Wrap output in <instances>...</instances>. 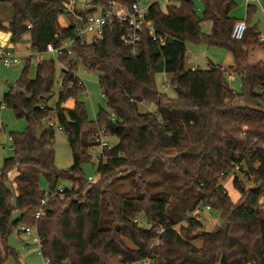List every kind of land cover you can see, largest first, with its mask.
I'll return each instance as SVG.
<instances>
[{
	"label": "trees",
	"instance_id": "obj_1",
	"mask_svg": "<svg viewBox=\"0 0 264 264\" xmlns=\"http://www.w3.org/2000/svg\"><path fill=\"white\" fill-rule=\"evenodd\" d=\"M111 2L130 9L133 0H89V5L106 9ZM200 4V16L192 0L151 4L147 21L166 39L160 45L143 29L135 56L121 41L127 24L107 22L99 38L75 45L71 55L58 58L65 70L60 71L56 96L55 61L37 63L35 77L29 79L30 60L25 59L15 84L18 93L11 88L3 95V104L16 118H25L27 127L10 134L12 156L0 166V264L9 258L20 264L7 245L18 227L36 229L40 255L49 264H135L144 259L150 264H264V216L258 209L264 196V62H251L249 57L264 45L249 24L250 5L247 30L235 40L231 31L239 19L231 16L234 1ZM1 5L11 14L8 28L0 19L11 44L26 35L31 51L41 53L48 44L58 46L74 36L75 18L65 12L68 0H0ZM92 12L75 10L80 16ZM60 18L66 20V28L60 26ZM205 21L211 24L208 34L201 31ZM187 44L229 51L231 74L214 65L187 69ZM79 66L99 75L107 110L99 108L94 121L77 101L85 92L72 74ZM158 73L166 76L174 97L157 87ZM226 75L240 78L239 93L230 89ZM52 99L53 109L47 105ZM68 100H74L72 109L62 107ZM147 105L155 110L148 111ZM51 116L71 150L72 164L65 171L54 165V128L42 125ZM94 126L104 128L117 143L104 151V160L96 166L98 180L89 182L81 166L90 162L87 150ZM167 151L174 155L167 156ZM235 165L253 184L247 189L232 173L233 187L241 195L238 203L220 183ZM41 178L50 192L61 181L71 187L50 198L44 214L35 219L45 193ZM70 199L74 201L64 211ZM204 208L219 214L221 224L212 232L202 230L199 213ZM13 212L19 214L16 220ZM140 215L147 227L138 224ZM182 223L186 226L175 230Z\"/></svg>",
	"mask_w": 264,
	"mask_h": 264
},
{
	"label": "rangeland",
	"instance_id": "obj_2",
	"mask_svg": "<svg viewBox=\"0 0 264 264\" xmlns=\"http://www.w3.org/2000/svg\"><path fill=\"white\" fill-rule=\"evenodd\" d=\"M179 0H172L170 5H177ZM196 14L200 16L201 14V4L199 0H192ZM235 6L231 12V16L245 21L247 19L246 8L248 5L253 7V11L249 15V24L250 26H255L257 31L260 34V38L262 44L264 45V1L263 0H233ZM141 4L147 5L149 4V0H140ZM89 0H77V7L85 8L88 6ZM160 4L162 6H166L167 4L164 1H161ZM11 17L9 8L6 5L0 6V19L4 20L5 23L8 24L6 20H9ZM60 24L63 26H67V22L64 20H60ZM4 26V25H3ZM28 26V24L26 25ZM8 28V26H4ZM211 29L210 22H203L201 24V31L204 34H208ZM0 34H4L5 36H9V32L4 29H0ZM28 37L25 35L18 43L11 44L10 36L7 38L6 42L0 40V46L12 49L17 52L20 56L21 61L18 65L12 66L11 68L0 67V117L2 124L0 125V166L5 158H9L12 156L11 149V133H21L25 131L27 127V122L25 118H16L12 109L6 107L3 104V95L8 92L11 88L16 90L15 84L18 80L22 69L25 66V59L30 54V49L27 46ZM186 68L190 69L191 66H197L200 70L207 69L210 65L220 66L223 70L227 71V74H231L229 72V68L232 66V56L229 51L224 48L206 46L204 44H187L186 46ZM250 61L251 62H264V48H256L250 52ZM43 59H51L50 56L44 55ZM35 64L36 61L31 58L30 66L28 68V78L34 79L35 77ZM61 68L57 62H55V80L53 87V95L56 96V93L59 89V76H60ZM77 74L82 80L86 94H81L78 96L77 101L83 103L86 116L89 121H94L96 115L98 114L99 108L104 111L107 110L105 105V100L102 96L101 89L98 85V73L89 72L84 70L81 66L77 69ZM233 76V79L230 80L229 76L226 75L227 82L231 90L236 93H239L242 88L241 80L236 75ZM155 83L158 88H161V85L168 84L166 80V76L163 73H158L155 75ZM169 97H174L175 92L171 86L168 89L162 90ZM73 100H68L63 104V107L70 108L73 105ZM48 107L54 108V99L48 101ZM148 111L153 112L155 110L153 105H147L145 107ZM53 119V116L49 117ZM43 126H47V121L42 122ZM98 127L94 126L91 132H95ZM91 133V134H92ZM106 141L114 146L117 143V140L113 137L108 136ZM53 150H54V165L58 170L65 171L72 164V154L69 148L66 136L62 132H58L57 129H54V140H53ZM171 154V155H168ZM168 156H173V151H167ZM96 163H94L93 159H90V162H85L82 164L81 169L84 177L89 182H96L98 178L96 177ZM156 175V174H155ZM236 175L238 178L246 185V188H252L253 184L244 177L243 173H239L236 171ZM122 176H126V173H123ZM14 177V173L9 175V180L12 181ZM96 177V179H94ZM147 179L152 178L146 177ZM177 183H181V179L177 180ZM220 183L229 198L233 203H238L241 200V195L237 192V190L233 187V178L232 175H228L226 178L221 179ZM40 189L44 192L49 191L48 184L44 179H40L39 182ZM60 185L63 188H70L71 184L68 181H61ZM127 188H129V181L125 182ZM171 191V189H170ZM171 194V193H170ZM262 199V198H261ZM259 200L258 209L261 216H264V202ZM19 214L17 212H13L12 220H16ZM193 216V215H192ZM199 219L202 224V230L206 232H212L218 227L221 222L219 219V214L211 211L210 209L204 208L200 210ZM138 224L142 227H147V224L142 215L138 217ZM180 226H186L184 223L178 224L175 226V230H179ZM22 231V227H18L14 229L11 235L7 239L8 247L15 251V253L19 257V261L21 260L23 264H44V261L39 254L38 246L33 243L32 237L33 234L26 235L23 233H18ZM200 234L202 231L199 232ZM197 246L200 243H196ZM6 264H16V262L9 258Z\"/></svg>",
	"mask_w": 264,
	"mask_h": 264
},
{
	"label": "built area",
	"instance_id": "obj_3",
	"mask_svg": "<svg viewBox=\"0 0 264 264\" xmlns=\"http://www.w3.org/2000/svg\"><path fill=\"white\" fill-rule=\"evenodd\" d=\"M164 1L167 5L171 3L172 0H149V4L143 5L140 0H133L130 9L117 5L114 2H111L106 9H102L101 7H93L88 6L85 8L77 7V0H68V7L66 9L67 14H71L75 18L74 24V36L71 39H68L58 46H54L53 44H48L44 52L35 53L30 52L26 59L31 61V58L36 61V64L43 60L44 55L50 56L55 62H57L61 68V70H65V67L62 63L58 61V58L67 53L68 55L72 54V48L75 45H83L86 43H92L96 38H99L103 34V27L107 22L111 20H117L120 23H126L128 26L127 32L122 36V43L129 48V54L131 56H135L138 51L139 43L141 40V32L143 29L148 30L149 36L152 41L163 45L165 42V36H162L157 33L155 28L152 26L150 22L147 21L148 16V7L153 3H160ZM200 1V0H199ZM74 7V10L72 9ZM75 10H92L91 14H85L84 16H80L75 13ZM29 28V26H27ZM247 30V24L243 20L237 21L232 28L231 38L235 40H240L243 38L245 32ZM56 38V36H55ZM21 61L20 56L12 49L1 47L0 46V67L11 68L12 66L18 65ZM35 64V65H36ZM73 76L78 80L80 85H84L82 80L77 74V71L72 72ZM60 82V78H59ZM168 84L161 85V89H168ZM86 94V91L83 93ZM3 107L1 106L0 109ZM41 110L44 109V105L41 104L39 106ZM47 125L57 129L58 132H62L60 126L57 124L55 118L46 119ZM2 124L0 117V125ZM109 135L106 133L104 128H97L95 132L91 134L92 144L89 146L87 153L90 156V159H93L94 163L98 165L104 160V151L110 150L113 146H111L106 138ZM239 170V165H235L231 170L229 175ZM64 188L59 185L57 189L53 192L47 191L44 193L43 198L40 200L39 208L36 211L34 217L35 219L40 218L44 214V207L46 206L48 200L54 196L63 195ZM264 202V196L261 199ZM137 222V220L135 221ZM22 231L26 235L33 234L32 241L38 246L39 254V238L35 228L24 227ZM155 234L159 236L161 234V230L157 229ZM154 245H158V240L154 243ZM44 264H49L48 260H43ZM135 264H150L149 259L141 260Z\"/></svg>",
	"mask_w": 264,
	"mask_h": 264
},
{
	"label": "crops",
	"instance_id": "obj_4",
	"mask_svg": "<svg viewBox=\"0 0 264 264\" xmlns=\"http://www.w3.org/2000/svg\"><path fill=\"white\" fill-rule=\"evenodd\" d=\"M76 4H77V2H76ZM60 20H62V21L64 22L65 19L60 18V19H59V24H60ZM65 21H66V20H65ZM4 23H5V22H3V25H4ZM60 26L63 27V28H66V27H67V26H63V25H61V24H60ZM9 36H10V33H9ZM9 36H5V37H4V34H0V40L3 41V42H6V41H7V38H9ZM27 37H28V36H27ZM260 40H261V38H260ZM27 46H28V48L30 49V41H29V37H28V44H27ZM15 52H16V51H15ZM30 52H31V49H30ZM16 53H17V52H16ZM186 55H187V51H186ZM190 69H192V70H193V69H198V67H197V66H194V67L191 66ZM229 78H230V80H232V79H233V76L230 75ZM73 102H74V100H73ZM73 106H74V103H73L72 107H70V108L65 107V109H72ZM62 107H63V105H62ZM63 108H64V107H63ZM168 155H171V154H168ZM168 155H167V156H168ZM94 179H96V177H95ZM90 182H92V181H90Z\"/></svg>",
	"mask_w": 264,
	"mask_h": 264
},
{
	"label": "water",
	"instance_id": "obj_5",
	"mask_svg": "<svg viewBox=\"0 0 264 264\" xmlns=\"http://www.w3.org/2000/svg\"><path fill=\"white\" fill-rule=\"evenodd\" d=\"M24 25L26 26L27 23H25ZM4 26H8V24H7V23H4ZM15 93H18V89H17V88H16V90H15ZM38 137H39V130H37V138H38ZM73 201H74L73 199H70V200L68 201L66 207L64 208V211H67V210L71 207ZM20 264H23L21 260H20Z\"/></svg>",
	"mask_w": 264,
	"mask_h": 264
}]
</instances>
